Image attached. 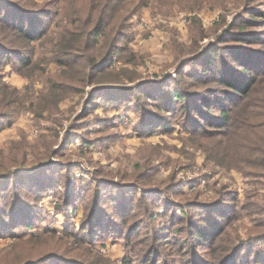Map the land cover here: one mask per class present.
Segmentation results:
<instances>
[{"label": "rangeland", "instance_id": "1", "mask_svg": "<svg viewBox=\"0 0 264 264\" xmlns=\"http://www.w3.org/2000/svg\"><path fill=\"white\" fill-rule=\"evenodd\" d=\"M9 3L38 16L48 34L15 45L34 51L33 65L21 67L15 53L0 60V82L17 89L3 90L0 104V125L12 121L0 129V174L8 175L0 204L16 193L33 216L31 227L0 238V264L19 239L31 258L48 253L47 264H77L87 249L111 264H264V158L241 162L232 129L186 116L173 100L181 82L219 96L214 84H194L213 48L235 69L243 67L231 53L264 64V0L0 7ZM98 11L107 26H95ZM245 32L252 38L238 40ZM7 99L14 104L5 107ZM203 128L212 139L195 134ZM195 229L217 240L198 243ZM219 244L226 250L215 258Z\"/></svg>", "mask_w": 264, "mask_h": 264}, {"label": "trees", "instance_id": "2", "mask_svg": "<svg viewBox=\"0 0 264 264\" xmlns=\"http://www.w3.org/2000/svg\"><path fill=\"white\" fill-rule=\"evenodd\" d=\"M3 1L7 2V0ZM32 1L27 0L30 3ZM20 4L9 3L5 7H0V60L7 59L8 56L14 53L18 56L20 54V66L24 68L34 64V51L30 55H27L25 52H20L19 47L15 45L20 46L26 42H35L42 39L48 32H46L47 28L41 29L40 25L44 24V21L38 16L28 13ZM59 15L61 14L59 13ZM116 17L117 15H115ZM95 20V26L97 27L109 24V21L101 16V11H98ZM47 22L46 20L45 25ZM99 31L101 30L98 29L97 34ZM250 38H252V34L247 32L240 33L238 36V40L240 41H247ZM211 52L207 63L203 65V71L194 84L200 86L214 84V88L209 90H212L213 93L219 96L208 97L202 91H186L184 89V82H181L174 93L173 100H179L178 108L186 116L193 112L195 113V117L197 116L206 120L205 116L210 115L213 122L209 126L218 130L224 127L232 129L231 137L233 141H238V153L242 154L240 156L241 162L251 163L252 161L247 158L249 155L264 158V64L257 63L253 58L252 61L246 63L238 55L231 53L230 58L243 67V69H235L226 59L222 58L217 49L213 48ZM93 66L100 65L95 63ZM3 85L4 83L0 82V104H2L7 95L3 90L7 89L10 94L17 92V89L11 91L7 88V85ZM12 104H14V101L12 102L11 99H7L4 102L5 107L12 106ZM12 114L14 115L15 111L10 113V119H12ZM11 124L12 121L10 120L7 125H0V129L9 127ZM195 134H206L204 138L207 140L212 139V135H214V133L211 134L206 128L196 131ZM7 176V174H0V180L8 179ZM14 196V199L6 205L0 204V238L6 236L5 234H9L10 237H16L13 235V230L19 225L28 227L33 225V216L29 203L16 193ZM95 223V221L92 222V224ZM124 225L127 226V223ZM205 230L195 229L193 239L198 243L213 244L217 240V235L213 231ZM20 240L23 239H19L18 241ZM18 241L9 246V257L1 256L5 264H47L48 253L40 255V258H31L26 252L18 249ZM166 241L170 242V240ZM26 244H30L28 240H26ZM175 245L180 246L178 243ZM233 246H231V249ZM218 249L219 254H215V258L220 257L222 252L226 250L220 244L218 245ZM91 253V249H87L85 252L87 257L79 254L77 264H111V261L103 255L94 252L92 256ZM51 256H54L53 259H60L62 255L55 253V255ZM149 262L147 261V263ZM119 264H133V262L125 259Z\"/></svg>", "mask_w": 264, "mask_h": 264}]
</instances>
